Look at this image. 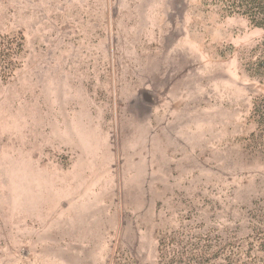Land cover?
I'll return each instance as SVG.
<instances>
[{"label":"rangeland","instance_id":"rangeland-1","mask_svg":"<svg viewBox=\"0 0 264 264\" xmlns=\"http://www.w3.org/2000/svg\"><path fill=\"white\" fill-rule=\"evenodd\" d=\"M233 2L0 0V264H264V26Z\"/></svg>","mask_w":264,"mask_h":264},{"label":"trees","instance_id":"trees-1","mask_svg":"<svg viewBox=\"0 0 264 264\" xmlns=\"http://www.w3.org/2000/svg\"><path fill=\"white\" fill-rule=\"evenodd\" d=\"M233 3L235 5L229 8L230 14L242 13L248 15L258 26H264V0H239V2L234 0ZM10 50V48L0 45V71H5L4 74L6 75H9L13 69V66L10 67V64L4 61L7 51Z\"/></svg>","mask_w":264,"mask_h":264}]
</instances>
